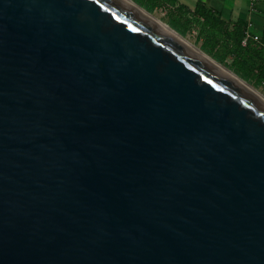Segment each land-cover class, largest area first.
I'll list each match as a JSON object with an SVG mask.
<instances>
[{
	"label": "water",
	"instance_id": "1",
	"mask_svg": "<svg viewBox=\"0 0 264 264\" xmlns=\"http://www.w3.org/2000/svg\"><path fill=\"white\" fill-rule=\"evenodd\" d=\"M0 264H264V108L115 0H0Z\"/></svg>",
	"mask_w": 264,
	"mask_h": 264
},
{
	"label": "trees",
	"instance_id": "2",
	"mask_svg": "<svg viewBox=\"0 0 264 264\" xmlns=\"http://www.w3.org/2000/svg\"><path fill=\"white\" fill-rule=\"evenodd\" d=\"M135 3L152 12L159 7L170 6L176 11L189 13L197 20H201L199 37L203 38L201 48L220 63L224 62L227 56L232 57L229 67L247 81L254 80L260 84L264 81V23L261 36L257 40L247 39L243 45L242 39L245 35V23L242 20L236 21L232 27L228 21L223 20L218 14L206 8L198 2L193 10L176 0H133ZM176 16L168 23L179 33L186 32L185 23L180 22Z\"/></svg>",
	"mask_w": 264,
	"mask_h": 264
},
{
	"label": "bare ground",
	"instance_id": "3",
	"mask_svg": "<svg viewBox=\"0 0 264 264\" xmlns=\"http://www.w3.org/2000/svg\"><path fill=\"white\" fill-rule=\"evenodd\" d=\"M120 5L124 6L126 9L136 14L141 20L155 27L158 31L163 33L168 39L173 43L178 45L184 52L189 56L197 59L203 64L209 66L211 69L221 74L229 82L234 84L239 89L250 94L255 101L264 108V94L245 81L243 78L238 76L232 70H230L225 65L219 63L213 59L210 55L206 54L197 45L190 41L187 37H184L181 33L177 32L175 29L170 27L167 23L159 19L155 14L147 11L145 8L141 7L133 0H115Z\"/></svg>",
	"mask_w": 264,
	"mask_h": 264
},
{
	"label": "crops",
	"instance_id": "4",
	"mask_svg": "<svg viewBox=\"0 0 264 264\" xmlns=\"http://www.w3.org/2000/svg\"><path fill=\"white\" fill-rule=\"evenodd\" d=\"M193 10L198 2L218 14L229 26L242 20L245 23L247 39L257 40L262 33L264 23V0H176ZM243 37V38H244Z\"/></svg>",
	"mask_w": 264,
	"mask_h": 264
},
{
	"label": "rangeland",
	"instance_id": "5",
	"mask_svg": "<svg viewBox=\"0 0 264 264\" xmlns=\"http://www.w3.org/2000/svg\"><path fill=\"white\" fill-rule=\"evenodd\" d=\"M150 12V11H149ZM151 13L155 14L159 19L167 23L169 26L170 24L168 21L171 18H175L176 16H182L183 18H179L180 22L185 23L186 26V32L182 34L184 37H187L190 41H192L195 45H197L201 50L203 38L199 37L200 29H201V20H197L194 17H192L189 13H186L184 11H176L170 6L166 7H159L154 9ZM171 27V26H170ZM174 29V28H173ZM176 30V29H175ZM177 31V30H176ZM178 32V31H177ZM244 45V44H243ZM204 51V50H203ZM205 52V51H204ZM206 53V52H205ZM208 54V53H206ZM209 55V54H208ZM211 56V55H210ZM212 57V56H211ZM214 59V58H213ZM217 61V60H216ZM219 62V61H218ZM232 62V57L227 56L221 64L228 67L230 70H232L229 65ZM220 63V62H219ZM233 71V70H232ZM234 72V71H233ZM239 76V75H238ZM247 81V80H245ZM249 84H251L253 87H255L257 90L261 91L264 94V81H262L260 84L254 83V80L247 81Z\"/></svg>",
	"mask_w": 264,
	"mask_h": 264
},
{
	"label": "built area",
	"instance_id": "6",
	"mask_svg": "<svg viewBox=\"0 0 264 264\" xmlns=\"http://www.w3.org/2000/svg\"><path fill=\"white\" fill-rule=\"evenodd\" d=\"M246 42H247V36L242 39L243 44H246Z\"/></svg>",
	"mask_w": 264,
	"mask_h": 264
}]
</instances>
